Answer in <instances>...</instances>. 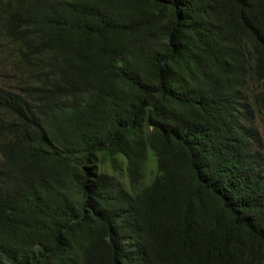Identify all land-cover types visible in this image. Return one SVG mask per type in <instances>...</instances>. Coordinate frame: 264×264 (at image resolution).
I'll use <instances>...</instances> for the list:
<instances>
[{
    "label": "trees",
    "instance_id": "16d2710c",
    "mask_svg": "<svg viewBox=\"0 0 264 264\" xmlns=\"http://www.w3.org/2000/svg\"><path fill=\"white\" fill-rule=\"evenodd\" d=\"M0 56V264H264V0H0Z\"/></svg>",
    "mask_w": 264,
    "mask_h": 264
},
{
    "label": "rangeland",
    "instance_id": "374dc122",
    "mask_svg": "<svg viewBox=\"0 0 264 264\" xmlns=\"http://www.w3.org/2000/svg\"><path fill=\"white\" fill-rule=\"evenodd\" d=\"M1 59L2 57L0 56V76L6 75V74L10 75L11 77L15 76L17 73V71H15V68L13 69V67L9 65L8 61H6L5 58H3V60ZM256 124L261 133V140L263 141V144H264V108L261 110L260 114L257 116ZM263 150H264V147H263Z\"/></svg>",
    "mask_w": 264,
    "mask_h": 264
}]
</instances>
